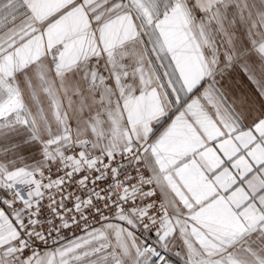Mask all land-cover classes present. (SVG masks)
Returning <instances> with one entry per match:
<instances>
[{
  "label": "snow or ice",
  "instance_id": "snow-or-ice-1",
  "mask_svg": "<svg viewBox=\"0 0 264 264\" xmlns=\"http://www.w3.org/2000/svg\"><path fill=\"white\" fill-rule=\"evenodd\" d=\"M0 264H264V0H0Z\"/></svg>",
  "mask_w": 264,
  "mask_h": 264
}]
</instances>
